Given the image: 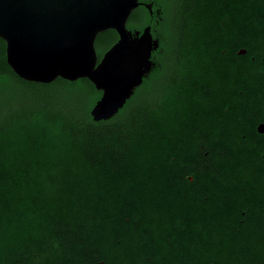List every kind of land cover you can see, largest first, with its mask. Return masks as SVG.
<instances>
[{
    "label": "trees",
    "instance_id": "obj_1",
    "mask_svg": "<svg viewBox=\"0 0 264 264\" xmlns=\"http://www.w3.org/2000/svg\"><path fill=\"white\" fill-rule=\"evenodd\" d=\"M139 1L161 6L126 24L150 26L155 65L108 120L93 121L102 92L85 78H19L0 38V264H264L263 232L239 222L256 176L229 145L241 108L219 90L220 11L235 0ZM238 4L243 26L251 0ZM117 38L96 36L98 62Z\"/></svg>",
    "mask_w": 264,
    "mask_h": 264
},
{
    "label": "water",
    "instance_id": "obj_2",
    "mask_svg": "<svg viewBox=\"0 0 264 264\" xmlns=\"http://www.w3.org/2000/svg\"><path fill=\"white\" fill-rule=\"evenodd\" d=\"M139 5V0H0L6 62L28 82L87 79L102 92L90 111L93 121L108 120L150 72L158 47L149 27L141 34L126 28ZM109 29L119 39L98 62L94 42Z\"/></svg>",
    "mask_w": 264,
    "mask_h": 264
},
{
    "label": "flooded vegetation",
    "instance_id": "obj_3",
    "mask_svg": "<svg viewBox=\"0 0 264 264\" xmlns=\"http://www.w3.org/2000/svg\"><path fill=\"white\" fill-rule=\"evenodd\" d=\"M139 3V6L144 8H146L145 5H150L151 14L156 13L157 17L161 14L160 4H156V2L153 4L151 1H139ZM154 5L156 9L153 11ZM225 6L226 8L222 7L220 11L221 18L223 17L220 24L227 31H222L217 57L220 58L218 67L223 71H228L230 77L225 81H220L219 90L223 92L226 100L238 103L241 108V112L236 119L232 120V128L239 136H236L233 143L229 144L231 148L227 147L226 149L241 150V158L254 168L256 175L252 180H247L239 193L240 198L249 195V199L245 200L243 205L240 204L239 216L242 218L239 220L240 225L254 224L257 231L260 230L264 234V184L259 183V181L264 182V0H251V7L247 9L249 11L248 22L243 26L240 21L237 23L239 18L236 19L239 10L238 0L225 3ZM248 25L251 33L247 36L248 30H246V27ZM146 27L150 28V26ZM126 28L133 34L135 32L141 34L144 30L140 31L127 26ZM118 39L119 37L116 42ZM152 64L153 67L155 64L153 62ZM208 139H205L203 147L209 148L210 139L209 141ZM236 178L237 176H221V181L226 184L230 183L231 188H233L238 181ZM189 180L192 181V177ZM251 196L253 201L250 200ZM228 206L235 207L234 205ZM255 215L261 218L256 219ZM245 220H249L250 223L247 224ZM257 238H252V243L256 241L260 246L264 239L262 237ZM258 254H264V250ZM258 254L254 253V260L258 258ZM224 255L223 258H225ZM246 259H248L249 264H253V261H250L249 258Z\"/></svg>",
    "mask_w": 264,
    "mask_h": 264
}]
</instances>
